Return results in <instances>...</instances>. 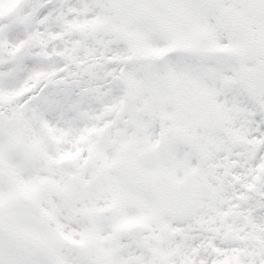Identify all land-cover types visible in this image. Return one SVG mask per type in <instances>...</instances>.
<instances>
[{
	"label": "snow or ice",
	"instance_id": "snow-or-ice-1",
	"mask_svg": "<svg viewBox=\"0 0 264 264\" xmlns=\"http://www.w3.org/2000/svg\"><path fill=\"white\" fill-rule=\"evenodd\" d=\"M0 264H264V0H0Z\"/></svg>",
	"mask_w": 264,
	"mask_h": 264
}]
</instances>
